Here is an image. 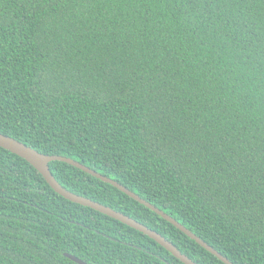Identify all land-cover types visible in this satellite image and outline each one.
Segmentation results:
<instances>
[{
  "label": "trees",
  "instance_id": "1",
  "mask_svg": "<svg viewBox=\"0 0 264 264\" xmlns=\"http://www.w3.org/2000/svg\"><path fill=\"white\" fill-rule=\"evenodd\" d=\"M0 133L74 159L233 264H264V0H0ZM67 190L216 256L61 161ZM183 264L0 147V264Z\"/></svg>",
  "mask_w": 264,
  "mask_h": 264
},
{
  "label": "water",
  "instance_id": "2",
  "mask_svg": "<svg viewBox=\"0 0 264 264\" xmlns=\"http://www.w3.org/2000/svg\"><path fill=\"white\" fill-rule=\"evenodd\" d=\"M0 147L21 157L25 161H27L30 165H32L39 173L43 176L45 181L48 183V185L60 196L63 198L73 202L77 203L79 205L89 207L93 210H96L104 215H107L145 235H147L149 238L153 239L155 242H157L159 245L164 247L168 252H170L175 258L180 260L183 264H198L192 259H190L187 255L182 253L172 242L167 240L164 236H162L157 231L149 228L148 226L138 222L137 220L129 217L128 215H125L119 211H116L104 204H101L99 202L93 201L89 198H86L84 196L75 194L66 188H64L58 181L54 178L53 174L50 171L49 163L52 161H61L64 163H67L69 165H72L78 169H81L82 171L102 180L105 183H108L112 185L113 187L117 188L121 192L125 193L132 199L136 200L140 204L144 205L148 209L154 211L156 214L161 216L163 219L167 220L169 223L174 225L176 228H178L180 231H182L184 234H186L189 238L193 239L196 243H198L200 246H202L205 250L210 252L212 255L216 256L220 261H222L224 264H233L229 259H227L225 256L220 254L217 250H215L213 247L208 245L205 241L200 239L198 236H196L194 233H192L190 230H188L185 226L180 224L178 221H176L174 218H172L170 215L166 214L164 211L160 210L150 202L146 201L145 199L141 198L139 195L134 193L133 191L129 190L119 182L104 176L95 170L87 167L86 165L71 159L69 157L61 156V155H46L43 154L34 148L26 145L25 143L11 137L8 135H5L3 133H0ZM64 256L72 260L73 262L77 264H89L85 261L75 257L74 255H71L69 253H64Z\"/></svg>",
  "mask_w": 264,
  "mask_h": 264
}]
</instances>
